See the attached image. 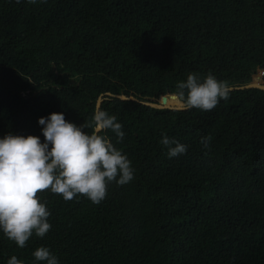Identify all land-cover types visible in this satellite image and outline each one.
I'll return each instance as SVG.
<instances>
[{"label": "trees", "instance_id": "obj_1", "mask_svg": "<svg viewBox=\"0 0 264 264\" xmlns=\"http://www.w3.org/2000/svg\"><path fill=\"white\" fill-rule=\"evenodd\" d=\"M258 70L264 83V0H0V138L43 142L38 119L53 112L79 126L105 90L148 98L189 73L229 85ZM161 94L152 100L179 104ZM98 110L122 124L120 143L102 134L134 179L109 184L99 204L39 194L50 231L24 248L0 231V264H44L40 246L59 264H264V89H230L211 111L116 97ZM163 134L186 153L168 158Z\"/></svg>", "mask_w": 264, "mask_h": 264}, {"label": "clouds", "instance_id": "obj_2", "mask_svg": "<svg viewBox=\"0 0 264 264\" xmlns=\"http://www.w3.org/2000/svg\"><path fill=\"white\" fill-rule=\"evenodd\" d=\"M27 2L35 4L37 0ZM175 87L179 108L201 111L213 110L229 98L230 92L227 83L211 73L202 79L189 73ZM38 123L43 126V142L34 135L9 133L0 138V231L19 248H24L33 235L43 238L52 227L47 201L39 194L60 195L65 202L82 196L99 204L106 198L109 184L123 186L134 179L131 161L108 135L102 134L110 130L117 143L123 140V126L115 115L97 110L78 126L67 121L62 112H53L40 117ZM210 141V136L203 137L201 144L208 148ZM159 143L167 149L168 158L187 151L186 145L166 134ZM32 255L36 262L59 264L46 246L37 247ZM7 264L23 262L13 255Z\"/></svg>", "mask_w": 264, "mask_h": 264}, {"label": "water", "instance_id": "obj_3", "mask_svg": "<svg viewBox=\"0 0 264 264\" xmlns=\"http://www.w3.org/2000/svg\"><path fill=\"white\" fill-rule=\"evenodd\" d=\"M261 73L257 72L252 81H248L245 83H239V84H229L228 87H229V89H239V88H246V87H258V88L264 89V83L260 82V74ZM155 94H161V93H159V92L153 93V95H155ZM161 95H173L174 96V94H168V93L161 94ZM152 96L146 98V97H139L138 95H133V94H125L122 92H111V91L105 90V91L98 93V95L95 99V103H94V112L98 110L101 100L103 98H107V97H116L119 99H133V100H136V101L141 102L143 104H147V105L152 106V107H159V108L167 107V108H171V109H180L178 107V104L156 103L152 100V98H151Z\"/></svg>", "mask_w": 264, "mask_h": 264}, {"label": "rangeland", "instance_id": "obj_4", "mask_svg": "<svg viewBox=\"0 0 264 264\" xmlns=\"http://www.w3.org/2000/svg\"><path fill=\"white\" fill-rule=\"evenodd\" d=\"M258 73H261V71L258 70ZM57 74H58L57 72L54 73V74H51V80H50V81L45 80V81H47V82H52V81L54 80V77H55ZM73 75H77V72H74ZM32 92H33V91H26V90H24V91L21 92V95H22V97H23V101H24V103H26L27 98L32 94Z\"/></svg>", "mask_w": 264, "mask_h": 264}, {"label": "bare ground", "instance_id": "obj_5", "mask_svg": "<svg viewBox=\"0 0 264 264\" xmlns=\"http://www.w3.org/2000/svg\"><path fill=\"white\" fill-rule=\"evenodd\" d=\"M157 103V102H156ZM162 104V103H161Z\"/></svg>", "mask_w": 264, "mask_h": 264}]
</instances>
